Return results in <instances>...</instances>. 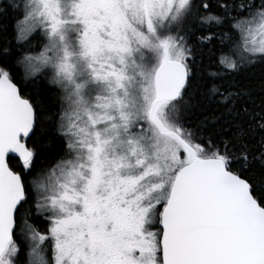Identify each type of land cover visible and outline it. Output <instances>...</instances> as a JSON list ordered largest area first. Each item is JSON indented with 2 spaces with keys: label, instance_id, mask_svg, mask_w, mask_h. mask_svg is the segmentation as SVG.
I'll return each mask as SVG.
<instances>
[{
  "label": "snow or ice",
  "instance_id": "obj_1",
  "mask_svg": "<svg viewBox=\"0 0 264 264\" xmlns=\"http://www.w3.org/2000/svg\"><path fill=\"white\" fill-rule=\"evenodd\" d=\"M0 264H264V0H0Z\"/></svg>",
  "mask_w": 264,
  "mask_h": 264
}]
</instances>
